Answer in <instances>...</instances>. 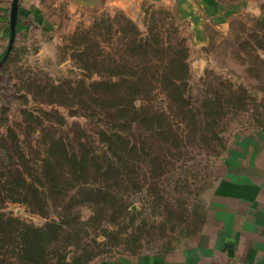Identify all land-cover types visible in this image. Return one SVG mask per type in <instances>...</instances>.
Listing matches in <instances>:
<instances>
[{
  "label": "rangeland",
  "instance_id": "374dc122",
  "mask_svg": "<svg viewBox=\"0 0 264 264\" xmlns=\"http://www.w3.org/2000/svg\"><path fill=\"white\" fill-rule=\"evenodd\" d=\"M216 1L234 15L225 27L207 24L202 33L177 14V0H129L124 10L104 1L92 9L74 10L66 0H42L48 28L21 21L27 25L24 31L18 26V2L15 39L0 66V212L40 227L58 221L61 200L73 194L71 182L97 187L98 164L93 159L101 153L94 143L100 119L93 113V89L85 91L79 82L88 86L99 79L79 69L70 38L78 29L94 24L99 28L122 13L144 35L149 27L164 26L166 41H183L190 103L205 104L210 114L202 123L189 120L187 126L171 113L166 119L170 129L161 136L149 137L158 118L151 124L144 121L138 133L127 130L128 145L122 146L128 162L126 189L110 197L103 215L94 203H79L90 196L74 199L65 214L76 224L65 243L95 250L89 264L185 246L203 219L215 185L228 174L234 147L240 139L264 132V0ZM158 9L165 13L157 16ZM203 33L204 45L199 41ZM94 52L89 47V55ZM140 85L151 89L148 101L164 105L156 84ZM9 130L32 164L43 168L35 188L27 190L28 203L12 201L23 196L16 191L22 184ZM147 166L156 168L154 176ZM95 212L97 222H89Z\"/></svg>",
  "mask_w": 264,
  "mask_h": 264
},
{
  "label": "trees",
  "instance_id": "16d2710c",
  "mask_svg": "<svg viewBox=\"0 0 264 264\" xmlns=\"http://www.w3.org/2000/svg\"><path fill=\"white\" fill-rule=\"evenodd\" d=\"M162 13H165L164 10L158 9L157 16ZM147 29L144 35L132 20L120 13L113 19L108 18L99 28L94 24L90 28L78 29L71 36L70 40L75 46L71 48L72 59L79 69L95 74L99 79L88 86L83 81L79 84L83 85L85 91L93 89V113L95 115L97 111L100 119L94 143L98 144L97 149L100 148L101 153L93 159L98 164L95 173L100 182L97 187L89 188L75 186L71 182L72 190L69 191H73V194L61 200L58 221L52 220L40 227L23 222L10 213L0 212V264H89L97 255L95 250L65 243L73 235L76 224L68 219L72 215L65 213L74 199L86 195L91 199L84 197L79 203H94L103 215L109 209L110 197L126 189L128 162L122 147L123 144L128 145L125 132L129 130L138 133L144 121L149 120L151 124L158 118L160 120L157 124L153 123L149 128V137L161 136L170 129L166 119L171 113L187 121V126L189 120L198 119L202 123L207 119L210 109L207 112L205 104L190 103L192 97L187 87L189 67L186 45L179 38L166 41L163 38L164 26ZM68 47L63 48L68 50ZM89 47L95 50L92 56L88 53ZM140 84H156L157 93L163 96L164 105L157 107L148 101L152 91ZM137 101H140L139 106L136 105ZM101 104L110 106L104 107ZM216 105L219 108L217 102ZM27 116L32 118V115ZM59 119L61 123L63 118ZM7 136L16 148L18 164L15 171L22 184L16 191L23 196V200L13 198L12 201L28 203L27 190L35 188V179L39 174L43 176V168L37 163L32 164L12 130H9ZM59 142L63 144L62 140ZM72 160H76L75 156ZM147 168L150 176L156 174L155 167ZM97 220L98 214L95 212L89 222ZM202 223L203 219L192 234L200 231Z\"/></svg>",
  "mask_w": 264,
  "mask_h": 264
},
{
  "label": "crops",
  "instance_id": "0c3cea01",
  "mask_svg": "<svg viewBox=\"0 0 264 264\" xmlns=\"http://www.w3.org/2000/svg\"><path fill=\"white\" fill-rule=\"evenodd\" d=\"M11 1L0 0V58L10 36ZM66 1L74 10L92 9L103 1L124 10L129 0ZM43 8L42 0H20L19 29L26 30L29 22L48 28ZM177 14L200 33L207 24L225 27L234 12L219 7L216 0H177ZM201 35L199 41L204 45L206 39ZM240 140L233 146L228 174L209 196L200 231L185 246L97 264H264V132Z\"/></svg>",
  "mask_w": 264,
  "mask_h": 264
},
{
  "label": "water",
  "instance_id": "95a60500",
  "mask_svg": "<svg viewBox=\"0 0 264 264\" xmlns=\"http://www.w3.org/2000/svg\"><path fill=\"white\" fill-rule=\"evenodd\" d=\"M18 2L19 0H12L11 10H10V24H9L10 36H9L8 45L4 52V55L0 59V66H1L2 61L5 60L7 55L10 53L12 46H13L14 39H15Z\"/></svg>",
  "mask_w": 264,
  "mask_h": 264
}]
</instances>
